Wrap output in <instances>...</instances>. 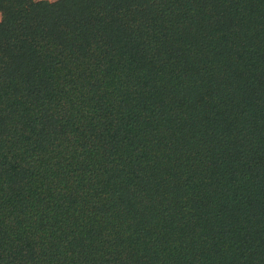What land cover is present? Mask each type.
<instances>
[{
  "label": "trees",
  "instance_id": "16d2710c",
  "mask_svg": "<svg viewBox=\"0 0 264 264\" xmlns=\"http://www.w3.org/2000/svg\"><path fill=\"white\" fill-rule=\"evenodd\" d=\"M0 14V264H264V0Z\"/></svg>",
  "mask_w": 264,
  "mask_h": 264
},
{
  "label": "rangeland",
  "instance_id": "374dc122",
  "mask_svg": "<svg viewBox=\"0 0 264 264\" xmlns=\"http://www.w3.org/2000/svg\"><path fill=\"white\" fill-rule=\"evenodd\" d=\"M46 1H49V2H55L57 0H46ZM0 21H1V14H0Z\"/></svg>",
  "mask_w": 264,
  "mask_h": 264
}]
</instances>
